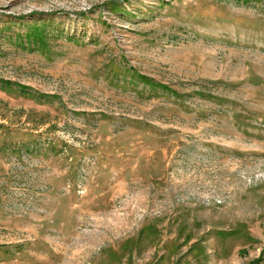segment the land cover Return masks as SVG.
Listing matches in <instances>:
<instances>
[{"label":"rangeland","instance_id":"374dc122","mask_svg":"<svg viewBox=\"0 0 264 264\" xmlns=\"http://www.w3.org/2000/svg\"><path fill=\"white\" fill-rule=\"evenodd\" d=\"M0 264H264V0H0Z\"/></svg>","mask_w":264,"mask_h":264}]
</instances>
